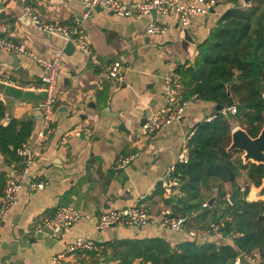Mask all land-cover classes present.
I'll return each mask as SVG.
<instances>
[{"label":"crops","instance_id":"0c3cea01","mask_svg":"<svg viewBox=\"0 0 264 264\" xmlns=\"http://www.w3.org/2000/svg\"><path fill=\"white\" fill-rule=\"evenodd\" d=\"M188 1L194 0H182ZM233 4L234 0H216L210 13L195 14L190 24L182 28L172 12H151L135 18L117 16L105 7L85 14L80 0H0L1 38L22 43L42 58H51L56 53L62 55L53 131L40 157L25 165L24 158L17 154L20 160L9 163L0 152V174L5 175V182L11 174L16 179L22 177V169L26 168L24 183L44 184L36 190L24 185L0 224V264H54L53 257L63 251L64 245L80 237L94 240L98 251L66 256L77 264H116L108 261L112 254L108 243L122 239L161 238L172 247L186 240L232 244V239L220 242L211 236L194 238L187 233L189 228L205 229L214 221V212L220 213L224 208L218 203L217 193L204 196L205 187L201 189L199 202L207 206L193 212V224L185 231H172L156 223L103 229H97L96 224L100 212L134 205L144 206L157 218L173 215V206L182 196L179 186L167 194L164 190L162 194H154L155 189L166 168L176 163L181 144L192 126L213 118L217 104L190 97L183 117L152 135L140 133L141 121L164 105V75L178 65L193 63L197 46ZM29 8L38 11L46 22L80 23L91 53L74 45L72 52L64 53L67 41L37 30L27 14ZM151 22L165 26V33L147 34L145 27ZM184 29L188 30L192 42L185 40ZM115 60L123 66L120 81L111 79L103 67ZM0 71L11 75L16 82L9 84L0 80V101L5 109L2 125L11 120H31V133L21 145L29 148L41 126L40 111L36 107L44 98L38 89L43 69L31 57L0 47ZM75 127H83L90 133L70 135L62 141L63 135ZM127 155L133 156L132 161L122 169H115V161ZM240 171L245 174V186L253 185L247 171ZM238 174L239 171L235 180ZM230 192H226V199ZM62 204L79 211V220L54 236L36 231L34 224ZM261 223L263 226L264 222ZM241 254L246 256L243 253L238 256ZM238 256L229 264H240ZM132 264L140 261L136 259ZM251 264H261L258 251Z\"/></svg>","mask_w":264,"mask_h":264},{"label":"trees","instance_id":"16d2710c","mask_svg":"<svg viewBox=\"0 0 264 264\" xmlns=\"http://www.w3.org/2000/svg\"><path fill=\"white\" fill-rule=\"evenodd\" d=\"M230 1V0H229ZM234 4L218 18L208 36L197 46L192 64L178 65L174 71L183 86V96L225 105L230 99L234 114H219L199 122L188 139L189 162L176 164L174 176L179 179V193L173 215L188 216L202 208L199 199L203 187L217 190L218 203L224 208L214 212L213 219L223 234L238 233L232 244L198 243L186 240L170 246L161 238L122 239L108 243L112 254L108 261L116 264H229L239 253L245 255L257 249L264 264V230L258 216L264 212V201H246L244 193L232 205L226 199L224 183L229 172L240 169L255 186L261 184L264 165L233 160L234 151H227L232 127L237 122L251 137L264 126V0H251L249 6ZM229 90V93L227 92ZM4 105L0 101V152L7 162L20 160L16 149L27 140L32 130L31 120H11L2 125ZM5 175L0 174V195ZM161 183L154 194H162ZM242 196V197H241ZM168 201V200H166ZM230 217V220H227ZM193 218L191 217V222ZM193 224V222H192ZM96 255V253H92Z\"/></svg>","mask_w":264,"mask_h":264},{"label":"built area","instance_id":"2783aa9c","mask_svg":"<svg viewBox=\"0 0 264 264\" xmlns=\"http://www.w3.org/2000/svg\"><path fill=\"white\" fill-rule=\"evenodd\" d=\"M200 4L199 6L195 4ZM83 6L84 13L89 14L95 8H107L117 16L121 17H135L139 18L143 15H148L151 12H160L167 14L172 12L176 15L178 24L185 28L187 27L192 17L195 14H208L214 8L216 0H194L182 2V0H140L133 3L122 2L119 0H80ZM27 14L31 24L39 31L46 32L51 35L59 36L67 42H71L75 47L83 52L91 53L90 47L87 42V36L80 23L74 24H61L58 22L44 21L38 11L34 9H27ZM166 27L157 25L154 22L147 24L145 32L147 34L165 33ZM0 47L9 52H19L31 57L38 66L43 69L40 78L38 89L44 93V98L39 106L36 107L40 111L41 126L36 133V140L34 144L27 148L21 146L17 149V154L24 158L25 165L32 164L41 155V151L48 139L49 134L53 131L52 121L56 103V85L60 73L62 62L61 53H56L51 58H42L29 50L22 43H14L0 37ZM105 72L107 75L115 80L122 79L123 66L118 60L105 64ZM0 80L16 84L11 75L0 71ZM163 82L166 85L165 90V103L162 108L155 112L150 113L145 122L140 127L142 135H152L164 125L172 121H178L183 117L184 109L188 99L183 96V86L179 76L174 70L166 73L163 77ZM236 112L235 105L225 107L221 114H234ZM211 119V118H210ZM193 131V130H192ZM184 138L180 150L178 152L177 161L166 168L163 173L161 185L164 192L169 193L173 187L179 185V179L174 176L176 164H187L189 162V149L187 146L188 139L193 132ZM90 131L83 127H75L74 129L66 132L62 141L70 136L89 135ZM133 159V156H120L114 163L115 169H122L127 166ZM26 168L22 169V177L16 179L13 174L9 175L5 182L3 193L0 197V224L4 221L9 210L12 208L17 199L18 193L21 188L26 185L29 190L42 189L43 182L30 181L24 183V176ZM240 192H244V187L239 185ZM207 203H203L202 207H206ZM192 214L188 216L177 214H166L160 217H154L142 205H134L124 209H110L102 211L97 216V229H103L111 226H130L138 225L143 226L150 223H156L160 227L172 231H185L187 226L191 224ZM81 217L71 205H60L52 212L41 217L39 221L34 224L35 230L45 232L49 236H54L60 233L64 228H67L77 222ZM194 238H204L211 236L218 239L220 242L224 240L233 239L238 233L231 232L223 234L220 231V225L216 222H211L205 229L189 228L187 232ZM98 251V246L94 240L87 237H80L70 243L64 245L63 251L53 257L54 264H77L73 259H66L70 254L77 252L88 253ZM245 258L253 263L257 258V251L252 250Z\"/></svg>","mask_w":264,"mask_h":264},{"label":"water","instance_id":"95a60500","mask_svg":"<svg viewBox=\"0 0 264 264\" xmlns=\"http://www.w3.org/2000/svg\"><path fill=\"white\" fill-rule=\"evenodd\" d=\"M242 3L245 6H248L251 2V0H241ZM185 40L192 42L191 38L188 36V30H183ZM74 50V46L71 42H66L64 46V53L69 54ZM70 51V52H69ZM229 93V90H227ZM233 104L232 100L230 99L225 105L217 104L215 105V116L221 114L222 110L225 107L231 106ZM145 122V118L141 121L143 124ZM199 122H197L198 124ZM194 124L192 126V130L195 129L196 125ZM239 151L242 153V161L243 163L252 162L255 164H262L264 165V126L259 131L258 135L255 137H251L247 134V132L239 127L236 126L231 130L230 134V144L227 147V151ZM234 180V173L229 172V182H232ZM252 190H255L254 197H251ZM238 198V191L235 186V184H232V189L228 197V202L230 205L234 204ZM263 198L264 199V176L262 178V184L256 189H251L247 194V200L246 201H257V200H263L258 199ZM213 201V199L210 200ZM258 219L264 222V213L258 216ZM262 229H264V225L262 226ZM239 263L240 264H251L244 255L238 256Z\"/></svg>","mask_w":264,"mask_h":264},{"label":"rangeland","instance_id":"374dc122","mask_svg":"<svg viewBox=\"0 0 264 264\" xmlns=\"http://www.w3.org/2000/svg\"><path fill=\"white\" fill-rule=\"evenodd\" d=\"M222 1H224V0H222ZM251 3V2H250ZM236 4L239 6V7H246L243 3H242V1L241 0H237V2H236ZM250 5V4H249ZM248 5V6H249ZM205 101H208V100H205ZM232 115V114H231ZM229 123H230V125H231V127H232V129L234 128V127H236V126H239V125H237V122L235 121V120H233V119H230L229 120ZM240 127V126H239ZM237 158H241L242 159V153H240V152H235V154L233 155V160H236ZM240 170H242V169H240ZM239 170V174H238V176L236 177V180H235V178H234V180H235V184H240V185H242V186H245V184H246V178H245V174L243 173V171H240ZM247 185V184H246ZM223 187H224V189L226 188V192H228V191H231V185H230V183L228 182V183H224V185H223ZM249 187L251 188V189H256V190H258V188L260 187H256L255 185L253 186V185H251V184H249ZM250 189V190H251ZM211 192H214V193H217L218 194V192H217V190L216 189H214V190H212L211 191V189L210 190H208V189H204L203 190V194H204V196L206 195V193H211ZM242 197V196H241ZM207 197H205L204 199H206ZM258 199H263V198H258ZM245 200H247V196L245 197ZM264 200V199H263ZM227 220H230V217H227Z\"/></svg>","mask_w":264,"mask_h":264},{"label":"flooded vegetation","instance_id":"af4514ba","mask_svg":"<svg viewBox=\"0 0 264 264\" xmlns=\"http://www.w3.org/2000/svg\"><path fill=\"white\" fill-rule=\"evenodd\" d=\"M234 152H236V151L234 150ZM237 152H239V151H237ZM240 153H241V152H240ZM263 176H264V175H263ZM234 178H235V176H234ZM231 183H232V184H235V180H233ZM261 184H262V180H261ZM261 184H260V185H261ZM260 185H259V186H260ZM235 186H236V188H237V191L240 192V190H239L240 188H239L238 184H235ZM259 186H257V187H259ZM243 187H244V191H245L246 186H243ZM240 193L243 194L244 192H240Z\"/></svg>","mask_w":264,"mask_h":264},{"label":"bare ground","instance_id":"6f19581e","mask_svg":"<svg viewBox=\"0 0 264 264\" xmlns=\"http://www.w3.org/2000/svg\"><path fill=\"white\" fill-rule=\"evenodd\" d=\"M255 190H252V192H251V197H254V195H255Z\"/></svg>","mask_w":264,"mask_h":264}]
</instances>
